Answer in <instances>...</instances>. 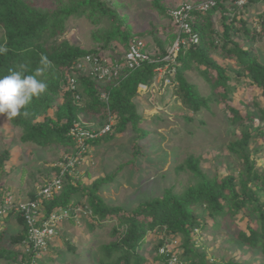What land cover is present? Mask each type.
I'll list each match as a JSON object with an SVG mask.
<instances>
[{
  "label": "trees",
  "instance_id": "16d2710c",
  "mask_svg": "<svg viewBox=\"0 0 264 264\" xmlns=\"http://www.w3.org/2000/svg\"><path fill=\"white\" fill-rule=\"evenodd\" d=\"M56 1L52 6L42 7L30 0H0V46L7 48V52L0 55V77L9 75L12 71H20L21 66H24L23 75H34L35 70L42 66V56L51 62L50 67L37 77L47 84L45 92L39 97H33L21 109L20 115L9 120L10 123L22 129L23 143L39 147L63 146L68 148L64 155L71 156L75 151V141L69 132L76 121L83 122L80 115H95L105 120L113 115L117 119L113 128L115 133L112 131L111 135L93 139L91 145L102 144L132 127L138 134L135 140V146L138 147V138L146 135V130L140 128L143 117L135 99L138 88L140 85H150L156 77V68L164 62H145L120 81L100 85L94 77L84 74L74 65L86 54L101 55V47L84 49L67 40L59 41V36L67 30V22L72 16L85 15L95 24H100L106 17L107 28L94 32V39L104 41L105 49L117 39L125 43L127 48L132 39L131 31L124 27L123 18L105 0ZM161 1L153 0V6L165 12ZM227 1L230 4L226 5ZM239 1L217 0V5L209 11L194 14L191 24L194 32L199 35L200 42L182 46L171 66L176 68L174 80L179 83L175 94L185 107L198 112L202 108H210L212 101L227 105L230 121L242 127L231 140L229 148L245 167L238 177L232 174L211 176L202 168L201 158L191 155L183 165L193 173L196 180L194 185L186 187L180 193L175 192L173 187L167 188L163 194L142 202L131 210L110 205L99 193L104 181L112 180L115 174L98 178L90 185L76 179L73 176L75 171L68 174L62 191L45 202V212L49 214L55 207L71 205L76 194L82 193L87 198L88 209L90 208L93 216V222L89 225L91 229L96 225L102 226L106 221L116 220L111 240L101 245V264H146L147 257L142 248L147 243L148 234L163 231L165 238L159 240L155 248V258L157 261L161 260L160 263L165 261V264H169L168 258L174 254L180 264H252L235 262L227 256L221 262L211 261L208 252L202 250V246H197L194 238L195 230H204L207 224H211L213 228L226 229L239 242L260 252L264 258V168L257 167L250 150L251 142L264 137V126L261 123L254 124L257 115L253 110H243L226 102L230 97L229 93L235 89L232 82L239 83L243 78H248L264 96V62L253 46L244 47L234 37L235 32H241L239 35L242 38L254 42L257 31L248 24L246 18L240 19L241 26L234 23L230 25L227 21L229 16L226 11L229 6L237 10ZM258 1L264 3V0H247L244 6ZM218 10L222 11V33L218 32L213 21V15ZM260 18V32H264V12ZM166 54L167 51L162 47L153 58H163ZM193 69L214 90L223 87L218 97L213 94L206 96L198 91L197 85L185 74L187 70ZM69 76L75 77L79 84V102L74 92L68 88ZM103 91L108 93V100L101 97ZM60 95L62 101L56 104ZM257 110L258 119L263 122L264 108L258 107ZM85 126L92 128L86 124ZM8 159L7 150L0 152V186H5L2 180ZM6 192L20 198L19 192L15 193L12 187ZM36 196L35 192L30 198L35 199ZM241 213L242 225L233 223L229 226L233 218ZM205 215L211 217V223L205 219ZM16 221L21 227L20 232L8 234L3 231L0 239L8 237L11 243H21L27 238L25 220L17 214ZM169 240H179L183 250L181 256L179 249L174 246L169 247L167 254L160 252L163 246L169 244ZM6 254L8 257L14 254L13 264L30 263L34 257L32 254H22L10 249H7ZM41 259H38V264L43 261ZM260 264H264V260Z\"/></svg>",
  "mask_w": 264,
  "mask_h": 264
},
{
  "label": "rangeland",
  "instance_id": "374dc122",
  "mask_svg": "<svg viewBox=\"0 0 264 264\" xmlns=\"http://www.w3.org/2000/svg\"><path fill=\"white\" fill-rule=\"evenodd\" d=\"M30 1L42 7L57 3L56 0ZM105 1L123 18L124 27L131 31L132 39H143L148 50L156 55L162 47L168 52L180 33L170 11L184 3L193 4L204 0H162L165 12L157 10L153 6V0ZM244 1L247 3V0ZM228 4L229 1L226 2V5ZM241 4L237 10L229 6L226 11L229 16L227 21L230 25L234 23L241 26L240 19L246 18L248 24L257 31V38L250 42L239 35L241 32H235L234 37L240 40L244 47L253 46L260 60L264 62V32H260V16L264 12V3L258 1L246 6ZM107 21L105 17L103 22L95 24L85 15L72 16L67 22L66 32L59 36L58 40L70 41L84 49L101 47V56L107 62H112L123 56L126 45L117 39L105 49L104 41L94 39L95 31L107 28ZM213 21L218 32L222 33L224 25L221 10L214 13ZM169 68V81L165 79L166 74L163 79L156 74L150 85H140L138 88L135 99L143 117L140 128L146 130V135L138 138V147L135 146L138 134L129 127L102 144L90 145L88 156L74 169L73 176L88 185L98 178L115 174L112 180L104 181L99 192L112 206L131 210L140 203L163 194L167 188L173 187L175 192L180 193L186 187L194 185L196 180L193 173L183 165L191 155L201 158L202 168L211 176L218 174L223 177L232 174L238 177L241 169L245 167L229 148L231 140L238 135L242 127L230 121L227 105L212 101L210 108H202L198 112L185 107L175 94L179 86L173 79L176 69ZM185 74L203 95L213 94L218 97L223 90V87L214 90L195 69L187 70ZM232 86L235 89L229 93L230 97L226 102L243 110H253L257 115L254 124L261 123L264 126V121L258 119V107L264 108V96L260 94L259 89L248 78H243L239 83L233 81ZM61 101L62 95L58 96L55 103ZM80 116L87 126L93 125L97 129L106 121L89 114ZM21 136L22 129L11 124L4 114H0V152L7 150L9 153L4 169L5 177L2 180L5 186L1 185V188L7 191V187H12L16 193L19 188L23 190L25 187L26 193L31 194L32 190H37L57 173L58 165L68 148L56 145L39 147L23 143ZM138 150L141 152L137 153ZM250 150L251 158L257 167L264 168V137L251 142ZM72 204L80 207L88 205L87 198L82 193L76 194ZM241 217L242 213L237 214L229 226L233 223L242 225ZM205 219L211 223L210 216L205 215ZM92 220L93 216L82 214L77 224L66 228L63 226L64 229L62 228L59 236L55 238L54 244L42 254L43 261L40 264H101V245L111 240V232L117 221L109 220L102 226L96 225L91 229L89 225ZM14 224H7L0 229V233L4 231L17 234L21 227L13 226ZM210 225L207 224L204 230H195L194 238L197 246H202L201 249L208 252L211 261L221 262L224 256L242 263L260 264L264 260L260 252L239 242L226 229L213 228ZM164 238V231L148 234L147 243L142 248L147 257L146 264H165V261L160 263L161 260L157 261L155 258V248L159 240ZM10 241L8 237L0 239V264H13L14 254L8 257L7 249L22 254L25 252L23 242ZM168 243L169 247L178 248L181 256L183 250L179 240H169Z\"/></svg>",
  "mask_w": 264,
  "mask_h": 264
},
{
  "label": "built area",
  "instance_id": "2783aa9c",
  "mask_svg": "<svg viewBox=\"0 0 264 264\" xmlns=\"http://www.w3.org/2000/svg\"><path fill=\"white\" fill-rule=\"evenodd\" d=\"M216 3V0H204L199 3L193 2V4L184 3L170 11L180 33L163 58H153L154 55L148 50L146 42L141 38H133L121 58L107 62L101 55L89 53L78 60L74 67L84 74L94 77L100 85H105L112 81H120L130 71L141 67L145 62H164L156 68V73L163 79L165 74L167 75L169 67L172 68L171 64L175 62L180 48L197 44L200 41V37L194 32L190 21L192 13L194 11H207ZM165 79L170 80L168 75ZM78 85L75 77H68V88L74 92L79 102L81 95L78 94ZM101 97L104 100L109 99L106 91L102 92ZM115 123L116 117L113 115H110L108 121L98 129L88 128L83 122L76 121L69 132L75 141L74 154L64 157L58 165L59 171L50 180L39 186L35 199L30 197L17 198L11 192L0 190V229L16 221L17 214L25 220L28 228V236L23 244L25 253L32 254L34 257L30 263L24 262L22 264H38V259L60 234L63 222L68 219H75L78 222L81 214L86 216L92 214L91 210L87 211L88 206H81L82 208L80 206L60 207L46 214L45 202L62 191L67 175L74 172V169L88 156L91 140L110 133ZM169 246V244L163 246L160 252L162 254L169 253ZM168 262L169 264H180L178 257L174 254L168 258Z\"/></svg>",
  "mask_w": 264,
  "mask_h": 264
},
{
  "label": "clouds",
  "instance_id": "9594fccd",
  "mask_svg": "<svg viewBox=\"0 0 264 264\" xmlns=\"http://www.w3.org/2000/svg\"><path fill=\"white\" fill-rule=\"evenodd\" d=\"M216 2H217V0H216ZM241 3L244 4L245 1L240 0L239 4H241ZM216 5H217V3H216ZM215 6H213V7H215ZM213 7H211L210 9H212ZM209 10H207V11H209ZM207 11H194L192 13V17H191L190 21H192L194 14L200 13V12H207ZM173 22H174V20H173ZM193 30H194V28H193ZM6 52H7V48L0 46V55L5 54ZM40 63L42 66L38 67L35 70L34 75H23L24 66H21L20 71H12L11 74L0 77V114H4L7 118V120H12V119L16 118L18 115L21 114V109L26 104L30 103L33 97H39L42 93L45 92V90L47 88V84L41 80H38L37 77L42 75V73L47 68L50 67L51 62L46 57L42 56ZM107 121H108V119L105 121V123ZM114 127H115V125H114ZM112 131H113V129H112ZM110 133H112V132H110ZM110 133H108V134H110ZM90 145H91V143H90ZM65 156H67V155H65ZM58 171H59V168H58L57 172ZM69 206H77V205L71 204L68 206L55 207L53 209H57L60 207H69ZM86 206H88V205H86ZM82 207H84V206H82ZM45 209H46V207H45ZM52 210H51V212H52ZM70 221L71 222L74 221L73 222L74 224L78 223L75 219H68L67 221L63 222L61 229H60V232L62 231V227L66 223H70ZM53 244H54V241H53Z\"/></svg>",
  "mask_w": 264,
  "mask_h": 264
},
{
  "label": "crops",
  "instance_id": "0c3cea01",
  "mask_svg": "<svg viewBox=\"0 0 264 264\" xmlns=\"http://www.w3.org/2000/svg\"><path fill=\"white\" fill-rule=\"evenodd\" d=\"M143 86V85H142ZM91 116V115H90ZM92 117H97V116H92ZM98 118V117H97ZM100 119V118H99ZM82 120H83V122H84V119L82 118ZM92 128H94V129H97V128H95V127H93V125L91 126ZM2 183H4L3 181H2ZM5 184V183H4ZM3 188H1V186H0V190H2ZM7 189H9V187H7ZM12 190H14L13 188H12ZM19 192V196L20 197H22V198H29L30 196H32L35 192H37V190H32L31 191V194H27L26 193V188L24 187V189L23 190H21L20 188L17 190V192L16 193H18ZM22 195H25L26 197H23ZM15 223V224H14ZM12 224H14L13 226H19L18 225V223H17V221H14V222H12ZM74 223L73 222H70V223H66L64 226V228H66V227H68V226H72ZM63 228V227H62ZM63 228V229H64Z\"/></svg>",
  "mask_w": 264,
  "mask_h": 264
}]
</instances>
